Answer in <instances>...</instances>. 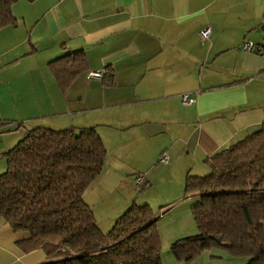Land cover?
<instances>
[{"label":"crops","instance_id":"0c3cea01","mask_svg":"<svg viewBox=\"0 0 264 264\" xmlns=\"http://www.w3.org/2000/svg\"><path fill=\"white\" fill-rule=\"evenodd\" d=\"M11 11L16 25L0 29V171L28 130L96 128L107 157L84 197L97 223L148 205L164 264H248L215 247L180 260L171 246L199 233L185 178L264 125V54L242 50L264 51V0H19ZM78 51L87 70L63 90L50 64ZM107 70L110 86L87 78ZM139 175L148 186L136 195ZM161 181L171 200L156 211L148 193ZM26 238L0 219V264H44Z\"/></svg>","mask_w":264,"mask_h":264},{"label":"trees","instance_id":"16d2710c","mask_svg":"<svg viewBox=\"0 0 264 264\" xmlns=\"http://www.w3.org/2000/svg\"><path fill=\"white\" fill-rule=\"evenodd\" d=\"M18 1L0 0V29L16 25L11 10ZM85 57L78 51L51 62L63 90L87 70ZM106 73L104 83L110 86L113 76ZM261 127L209 158L208 174L185 178L186 196L200 198L192 216L199 233L171 246L177 259L189 261L215 247L248 259V264H264ZM96 132V128L28 130L3 155L7 170L0 174V219L28 237L19 242L25 252L38 249L46 254L44 264H164L158 220L150 207L133 206L112 231L103 233L85 203L107 157Z\"/></svg>","mask_w":264,"mask_h":264},{"label":"rangeland","instance_id":"374dc122","mask_svg":"<svg viewBox=\"0 0 264 264\" xmlns=\"http://www.w3.org/2000/svg\"><path fill=\"white\" fill-rule=\"evenodd\" d=\"M4 172H6V170L0 171V174H3ZM163 184H166L165 181L159 182L158 184L155 185L154 189L152 191H150V193H148L149 197H151V199H152L151 201L154 203L155 206H157L158 210H156V211L160 210L159 205H161V203H164V202L171 200V199L165 197V193H163V192L166 189V185L163 186ZM137 186L140 187L139 185H137ZM143 190L144 189H138L136 192V195H138V193H141V191H143ZM198 200L200 201V198H198ZM133 202L134 201L131 202V205L133 204ZM191 204H192V202H191ZM161 206L164 208L165 204H162ZM90 209H91V207H90ZM91 210L93 211V214L95 216L94 210L93 209H91ZM111 212H113V211H111ZM125 212L121 213L120 215H116V214H118V212H115L114 215L106 217L103 221H101V223H99V222L97 223L98 227L104 231L103 233H107V232L112 231L113 227L115 226V224L117 222V219L124 216ZM115 215L117 216L116 219H115ZM159 234H160V232H159Z\"/></svg>","mask_w":264,"mask_h":264},{"label":"built area","instance_id":"2783aa9c","mask_svg":"<svg viewBox=\"0 0 264 264\" xmlns=\"http://www.w3.org/2000/svg\"><path fill=\"white\" fill-rule=\"evenodd\" d=\"M214 35V30L210 27H205L204 29H202L200 31V38L203 40V41H208L210 39L211 36ZM245 50L246 52H256V53H261V50L260 48H256L255 45L252 43V42H247L245 41L243 44H242V50ZM0 66H1V63H0ZM106 71H103V72H89L87 74V78L88 80H103L104 78H106ZM182 104H191L194 102V99L190 98L188 95H184L183 98H182ZM168 162V156L166 155H162V157L160 158V161L159 163L161 164H167ZM143 178L142 177H136L135 178V181L137 185H143L144 182H143Z\"/></svg>","mask_w":264,"mask_h":264},{"label":"water","instance_id":"95a60500","mask_svg":"<svg viewBox=\"0 0 264 264\" xmlns=\"http://www.w3.org/2000/svg\"><path fill=\"white\" fill-rule=\"evenodd\" d=\"M217 241H219V240H217Z\"/></svg>","mask_w":264,"mask_h":264}]
</instances>
